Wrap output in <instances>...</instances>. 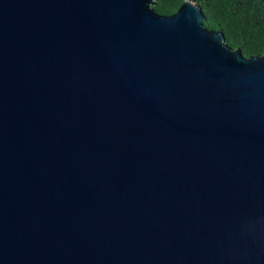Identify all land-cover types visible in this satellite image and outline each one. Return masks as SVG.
Instances as JSON below:
<instances>
[{"label": "water", "instance_id": "obj_1", "mask_svg": "<svg viewBox=\"0 0 264 264\" xmlns=\"http://www.w3.org/2000/svg\"><path fill=\"white\" fill-rule=\"evenodd\" d=\"M155 5L0 0V264H264V53Z\"/></svg>", "mask_w": 264, "mask_h": 264}, {"label": "trees", "instance_id": "obj_2", "mask_svg": "<svg viewBox=\"0 0 264 264\" xmlns=\"http://www.w3.org/2000/svg\"><path fill=\"white\" fill-rule=\"evenodd\" d=\"M185 0H156L161 15H172ZM202 9L205 24L224 33L226 42L246 57L264 53V0H193Z\"/></svg>", "mask_w": 264, "mask_h": 264}]
</instances>
